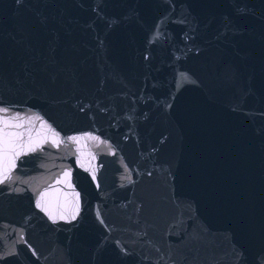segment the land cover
I'll use <instances>...</instances> for the list:
<instances>
[{
    "label": "water",
    "instance_id": "water-1",
    "mask_svg": "<svg viewBox=\"0 0 264 264\" xmlns=\"http://www.w3.org/2000/svg\"><path fill=\"white\" fill-rule=\"evenodd\" d=\"M0 108V264H264V0H0Z\"/></svg>",
    "mask_w": 264,
    "mask_h": 264
},
{
    "label": "snow or ice",
    "instance_id": "snow-or-ice-1",
    "mask_svg": "<svg viewBox=\"0 0 264 264\" xmlns=\"http://www.w3.org/2000/svg\"><path fill=\"white\" fill-rule=\"evenodd\" d=\"M7 112H8V109L0 108V113H7ZM15 120H17V117L15 116L11 117V119H9V117H7L6 115L3 117H0V125H2V127H0V146H2V152H3V156L5 160L8 159L9 153L14 150V148L17 145V142L24 135L23 131H10V129H20L22 127L20 123L13 124L11 122ZM28 131L31 132V129H29ZM72 139H75V138H72ZM28 150L34 151L35 149L29 148ZM20 154H21L20 152L15 153L17 157ZM7 172H8V169L5 168V173ZM6 178H7V175H5V179ZM2 182L3 180H0V183Z\"/></svg>",
    "mask_w": 264,
    "mask_h": 264
}]
</instances>
